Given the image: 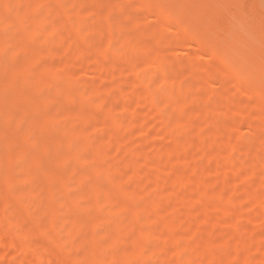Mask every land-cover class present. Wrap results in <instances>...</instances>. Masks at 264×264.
I'll use <instances>...</instances> for the list:
<instances>
[{
    "label": "rangeland",
    "instance_id": "obj_1",
    "mask_svg": "<svg viewBox=\"0 0 264 264\" xmlns=\"http://www.w3.org/2000/svg\"><path fill=\"white\" fill-rule=\"evenodd\" d=\"M262 38L264 0H0V264H264Z\"/></svg>",
    "mask_w": 264,
    "mask_h": 264
},
{
    "label": "snow or ice",
    "instance_id": "obj_2",
    "mask_svg": "<svg viewBox=\"0 0 264 264\" xmlns=\"http://www.w3.org/2000/svg\"><path fill=\"white\" fill-rule=\"evenodd\" d=\"M131 7V6H129ZM251 36L253 38V44H254V40H255V33L252 32L251 33ZM260 48L262 50V54H264V38L261 39L260 41ZM251 50V49H250ZM10 97H11V93L8 92V91H5L4 92V99H5V113H6V117H5V120H6V123H5V131L7 132L8 130V124H7V114L9 112V101H10ZM37 100L38 98H33V107L36 109L35 113L33 115H30L25 121L24 123L22 124V126L19 128V133L20 134H25L27 129H28V122L30 120H38L40 118H42L43 116V113H44V109L42 107L39 106V104L37 103ZM30 139H34V137H30ZM20 144L17 143V147H19ZM31 151H34V152H39L40 151V148L39 146H37L36 148H33L31 149Z\"/></svg>",
    "mask_w": 264,
    "mask_h": 264
}]
</instances>
